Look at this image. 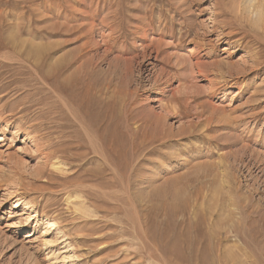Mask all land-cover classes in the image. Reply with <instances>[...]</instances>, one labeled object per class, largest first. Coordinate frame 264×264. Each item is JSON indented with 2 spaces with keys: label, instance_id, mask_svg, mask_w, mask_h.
<instances>
[{
  "label": "rangeland",
  "instance_id": "rangeland-1",
  "mask_svg": "<svg viewBox=\"0 0 264 264\" xmlns=\"http://www.w3.org/2000/svg\"><path fill=\"white\" fill-rule=\"evenodd\" d=\"M240 1L0 0V264H264V16Z\"/></svg>",
  "mask_w": 264,
  "mask_h": 264
},
{
  "label": "bare ground",
  "instance_id": "bare-ground-1",
  "mask_svg": "<svg viewBox=\"0 0 264 264\" xmlns=\"http://www.w3.org/2000/svg\"><path fill=\"white\" fill-rule=\"evenodd\" d=\"M181 1V0H180ZM255 1H257V0H241L240 1V5L242 6V7H245V9L246 8H249V11L251 12V14H253V16L256 18V19H258L261 15H263L264 16V10L263 11H261V10H259V9H261V8H258L257 9V7H256V9H255V7H254V3H255ZM176 2H178V1H176ZM217 4V3H216ZM253 4V5H252ZM176 5H177V9L175 10V12L174 13H177V16H179L180 17V19L181 20H186V16L188 15V13H190L191 12V10H190V8L189 7H187L186 5V3L185 2H183V3H181V2H178V3H176ZM144 6V5H143ZM214 6V7H213ZM212 7V9L210 10L209 9V11H211V15L209 16V18L207 19V22L206 23H211L212 25H219V14L218 13H215V4L213 5ZM141 9H143L142 7H141ZM240 9H241V7H240ZM208 10V9H207ZM174 11V10H173ZM242 11V10H241ZM86 13V12H85ZM173 13V14H174ZM187 14V15H186ZM104 15V14H103ZM88 17V16H87ZM90 18V17H89ZM92 19V18H91ZM158 19V18H157ZM187 19H190V18H187ZM88 20V19H87ZM144 19H142V21H143ZM180 20V21H181ZM142 21H141V23H142ZM145 21V20H144ZM143 21V22H144ZM139 22V21H138ZM184 21H182V23H183ZM192 22V21H191ZM201 22V21H200ZM206 25V24H205ZM99 26V25H98ZM113 26V25H112ZM114 27V26H113ZM97 28V27H96ZM115 28V27H114ZM172 28V27H171ZM99 29H100V27H99ZM116 29V28H115ZM104 30V29H103ZM103 30H101V31H103ZM196 30V29H195ZM97 31H99L98 29H97ZM218 31V30H217ZM116 32V31H115ZM196 34V33H195ZM220 37L222 36H231L232 34L230 33V32H228V33H225L224 32V30H222V31H220V34H218ZM195 36V35H194ZM204 36V35H203ZM101 37H102V39H103V41L102 42H104L103 44H105L106 43V40H107V35L104 33V31L102 32V34H101ZM229 38V37H228ZM228 38H226L225 37V39L227 40ZM98 40V39H97ZM108 42V41H107ZM160 42V41H159ZM172 42V41H171ZM99 43H97L96 45H98ZM153 44V43H152ZM156 44H158V40L157 41H155L154 42V44H153V47H155V49H157L156 47ZM95 46V45H94ZM100 46V44L98 45V47ZM151 48V47H150ZM145 50V49H144ZM147 51V50H146ZM145 51V52H146ZM157 51V50H156ZM145 52H144V54H145ZM189 52V55H191L192 56V54L194 53V51H193V49L192 50H190V51H188ZM147 53V52H146ZM158 53V52H157ZM150 55V54H149ZM119 56V55H118ZM137 56V55H136ZM148 58H149V56H148ZM196 58V57H195ZM201 58V57H200ZM147 58H145V60H146ZM191 59V58H190ZM94 60V59H93ZM130 60V59H129ZM139 60V59H138ZM145 60H142V61H145ZM201 60V59H200ZM137 61V60H136ZM202 61V60H201ZM128 62V61H127ZM126 62V63H127ZM130 62V61H129ZM129 62L127 63V65L128 66H130L129 65ZM137 62H139V61H137ZM158 62V61H157ZM135 63V62H134ZM180 64H181V62H180ZM203 63H201V62H199V61H196V63H194L193 65H192V68H193V70L195 71H197V76H199V77H203V79H205V80H207L208 81V83H209V90L210 91H212V92H214V91H218L221 87H223L224 85H226V83H224V81L221 79V78H218L217 77V75L216 74H211L210 75V73H208V71H206V70H202L201 68H202V65ZM248 64V63H247ZM131 65H133L132 64V61H131ZM140 65V64H139ZM176 65V64H175ZM191 65V64H190ZM141 66V65H140ZM145 67V68H144ZM156 67H157V63L155 62V61H153V60H148L147 61V63H143V66H141V68H140V70H141V72H142V76H144L145 78H147L148 80H149V82H151L150 84H152V86L154 87V89H155V94H157V93H159V92H161V91H163L164 89H165V87L169 84V82H166V77H169V76H166V74H164V71H163V67L161 68L160 67V69L162 70H160L159 72L160 73H158L157 71H156ZM125 68H127V67H125ZM159 69V68H158ZM130 70H132V69H130ZM133 70H134V67H133ZM187 70V69H186ZM209 70V69H208ZM127 71H129V70H127ZM139 71V70H138ZM147 72V73H146ZM165 72H166V70H165ZM130 73V72H129ZM140 73V72H139ZM146 73V74H145ZM167 73V72H166ZM213 73V72H212ZM217 73V72H216ZM168 75V74H167ZM192 75V74H191ZM140 77V76H139ZM171 77V76H170ZM169 77V78H170ZM173 77V76H172ZM184 77V76H183ZM186 77V76H185ZM195 80V79H194ZM167 84V85H166ZM166 85V86H165ZM170 85V84H169ZM219 85H221V86H219ZM151 86V87H152ZM208 86V85H207ZM186 87V86H185ZM180 89H181V86H180ZM173 90V89H172ZM171 91V90H170ZM178 91H179V87H178ZM191 92V91H190ZM150 96V95H149ZM132 102V101H131ZM211 107H213V106H211ZM216 108V107H215ZM21 110V109H20ZM211 111H212V109H210ZM218 110L220 111V109L218 108ZM139 112H141V115L139 116V117H141V118H145V119H142V120H140V121H143L144 122V124L143 125H145V127L144 126H142V128L146 131V132H151V133H153V135H154V138H156V140H163L164 139V137H165V135H164V127H165V125H164V123H163V121L159 118V117H157V116H155V115H150L146 110H145V108L144 107H140V109L138 110ZM217 111V110H216ZM221 112V111H220ZM207 113V112H206ZM216 113H218V112H216ZM144 114V115H143ZM205 113H202V115H204ZM208 114V113H207ZM213 114V113H212ZM214 116V115H213ZM213 116H210V115H208V117H207V119H208V121H211L214 117ZM152 117L153 118H157V120L156 121H154L153 122V119H152ZM29 119V118H28ZM109 119V118H108ZM206 120V119H205ZM12 122H14V121H11L10 123H9V120H6V126H12ZM16 122V121H15ZM250 122V121H249ZM32 123V122H31ZM5 125V124H4ZM25 125H26V123H24L23 121H19V123H17L16 124V126H15V128H16V130L14 131V134H16V135H19L20 134V132L22 133H24V135H25V137H26V140H29V143H34V146H35V151H37V152H39V154H40V156L42 157V165H43V167L48 171V168H49V166H51V167H55V169H57L58 171H60V170H62L61 169V166H62V162L64 161L63 160V158L62 159H60V158H58V157H55V156H50V154H48V153H44L45 151H43V148L42 147H38L37 145H36V140L34 139L33 140V136H34V134H36V132L37 131H35L36 129H33L32 128V126H28V128H26L25 127ZM39 129V128H38ZM6 130H7V127H6ZM149 130V131H148ZM34 138H35V136H34ZM2 140V138L0 139V141ZM154 140V139H153ZM164 141V140H163ZM162 141V142H163ZM25 142V141H24ZM64 164H66V163H64ZM63 164V165H64ZM19 178H21V176L19 177ZM22 182H24V181H22ZM20 184H22L21 182H20ZM19 185V184H18ZM18 185H16V186H18ZM26 186V185H25ZM14 187V186H13ZM19 187V186H18ZM27 188V187H26ZM13 189V188H12ZM18 189H22V188H18ZM8 190V189H7ZM6 190V192H8ZM12 192H13V190H12ZM15 192V191H14ZM20 192V191H19ZM10 195V194H9ZM23 196V195H22ZM68 200V199H67ZM68 201H70V200H68ZM82 208V207H81ZM84 209V208H83ZM51 226H53L54 227V223L53 222H51Z\"/></svg>",
  "mask_w": 264,
  "mask_h": 264
}]
</instances>
